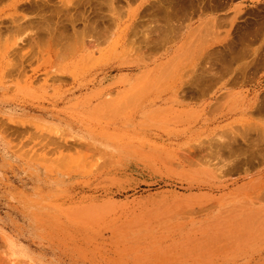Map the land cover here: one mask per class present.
<instances>
[{"label":"rangeland","instance_id":"obj_1","mask_svg":"<svg viewBox=\"0 0 264 264\" xmlns=\"http://www.w3.org/2000/svg\"><path fill=\"white\" fill-rule=\"evenodd\" d=\"M45 1L0 0V229L81 264H264V0Z\"/></svg>","mask_w":264,"mask_h":264},{"label":"bare ground","instance_id":"obj_2","mask_svg":"<svg viewBox=\"0 0 264 264\" xmlns=\"http://www.w3.org/2000/svg\"><path fill=\"white\" fill-rule=\"evenodd\" d=\"M43 1L46 2L45 0H43ZM38 2H39V0H38ZM40 2H42V0ZM40 2H39V4H40ZM23 3H25V4H23L24 8L26 6V8L30 10V12H31V10L34 11V8L38 9L37 0H35V1L23 0ZM21 4H20V6H21ZM42 4H40V5H42ZM44 4H46V3H44ZM23 5H22V7H23ZM41 7H43V6H41ZM56 143H58V142H56ZM57 146H60V145L58 144ZM32 203H34V202H32ZM32 203H26V206H24V208L19 209V211H21L23 215H30V216H33L35 218V221H31L29 223H26V225L24 223V224L18 226L20 228L19 232L22 236H28L32 233H37L39 231H43L44 226L46 225V224H44V221L42 220L41 215L35 214L34 204H32ZM45 206H47V205H45ZM71 224H73V223H71ZM61 225L62 224H60V226ZM56 227H58V225ZM63 227H66V226H63ZM65 237L51 239L47 248L41 246L40 251H38L34 254H29L27 252H24L23 249L18 247L17 240L15 238H13L11 236V234L6 232V230L0 229V264H81V259H82L81 253L79 252V250H74L75 247L73 248L68 243L65 244ZM50 253L52 254L51 257H49L47 255Z\"/></svg>","mask_w":264,"mask_h":264}]
</instances>
